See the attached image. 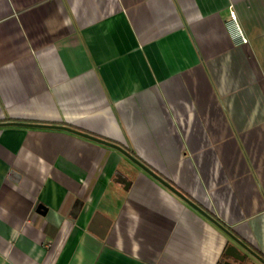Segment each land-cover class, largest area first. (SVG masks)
<instances>
[{
	"label": "crops",
	"instance_id": "1",
	"mask_svg": "<svg viewBox=\"0 0 264 264\" xmlns=\"http://www.w3.org/2000/svg\"><path fill=\"white\" fill-rule=\"evenodd\" d=\"M0 122L126 147L264 258V0H0ZM230 242L117 149L0 127V264H219Z\"/></svg>",
	"mask_w": 264,
	"mask_h": 264
},
{
	"label": "water",
	"instance_id": "2",
	"mask_svg": "<svg viewBox=\"0 0 264 264\" xmlns=\"http://www.w3.org/2000/svg\"><path fill=\"white\" fill-rule=\"evenodd\" d=\"M9 125H20V126H33V127H45V128H57V129H64L71 132H74L78 135L84 136L86 138L92 139L94 141H97L103 145H106L110 148H114L119 150L121 153L127 156L130 161L134 162L136 165H138L140 168H142L144 171L147 172V174H150L153 176L156 180H158L161 184L166 186L169 190H171L174 194L181 197V199L185 200L189 205H191L195 210H198L200 213L205 215L208 219H210L214 224H216L220 229H222L232 240V242L229 243L227 246L225 253L228 256V258L223 262V264H236L232 261V259H235L239 262H246L251 261V257L255 258L260 263L264 264V258L253 248H251L247 243H245L242 239L237 237L233 233L232 230L227 228L225 225H223L219 220L212 217L210 213H207L205 210H203L201 207H199L196 202H193L191 199H189L185 194H183L180 190H178L175 186H173L171 183H169L167 180L159 176L155 171H153L149 166H147L145 163H143L139 158H137L135 155H133L131 152H129L126 147L111 143L110 141L97 137L95 135L89 134L87 132H83L74 128H71L69 126H63V125H49V124H38V123H25V122H0V127L2 126H9ZM44 208L43 205H39L38 211H41V209ZM45 209V208H44ZM242 249L245 250V252H242ZM249 254V255H248ZM252 264H257L255 261H251Z\"/></svg>",
	"mask_w": 264,
	"mask_h": 264
},
{
	"label": "built area",
	"instance_id": "3",
	"mask_svg": "<svg viewBox=\"0 0 264 264\" xmlns=\"http://www.w3.org/2000/svg\"><path fill=\"white\" fill-rule=\"evenodd\" d=\"M232 19H233V21L236 20V16H235L234 13H232ZM240 38H241V40H242L243 42H247V39L244 37V35L242 34V32L240 33Z\"/></svg>",
	"mask_w": 264,
	"mask_h": 264
},
{
	"label": "trees",
	"instance_id": "4",
	"mask_svg": "<svg viewBox=\"0 0 264 264\" xmlns=\"http://www.w3.org/2000/svg\"><path fill=\"white\" fill-rule=\"evenodd\" d=\"M228 258V256L226 254H223V257L221 259V261L219 262V264H223V262ZM248 261L245 262V264L247 263Z\"/></svg>",
	"mask_w": 264,
	"mask_h": 264
},
{
	"label": "flooded vegetation",
	"instance_id": "5",
	"mask_svg": "<svg viewBox=\"0 0 264 264\" xmlns=\"http://www.w3.org/2000/svg\"><path fill=\"white\" fill-rule=\"evenodd\" d=\"M232 261L235 262L236 264H245V262L242 263V262H239V261H237V260H235V259H232Z\"/></svg>",
	"mask_w": 264,
	"mask_h": 264
}]
</instances>
